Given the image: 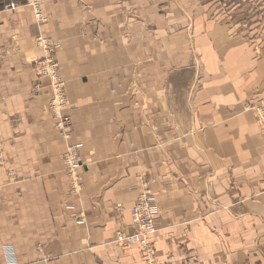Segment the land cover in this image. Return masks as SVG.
Listing matches in <instances>:
<instances>
[{
	"label": "crops",
	"instance_id": "obj_1",
	"mask_svg": "<svg viewBox=\"0 0 264 264\" xmlns=\"http://www.w3.org/2000/svg\"><path fill=\"white\" fill-rule=\"evenodd\" d=\"M46 11L38 26L26 0H0V256L11 260V245L19 264H146L115 241L135 233L147 183L164 211L151 237L159 264H264V132L246 109L264 100V48L204 0H54ZM39 34L62 47L78 194L48 82L34 91Z\"/></svg>",
	"mask_w": 264,
	"mask_h": 264
},
{
	"label": "rangeland",
	"instance_id": "obj_2",
	"mask_svg": "<svg viewBox=\"0 0 264 264\" xmlns=\"http://www.w3.org/2000/svg\"><path fill=\"white\" fill-rule=\"evenodd\" d=\"M204 1L207 3V6L213 7V12L216 15L218 14V15L226 18V20L236 24L239 31L243 32L245 35L250 37L252 39V41H254L256 43L255 45L260 50L264 48V0H204ZM28 7H30V6L28 5ZM31 10L33 11L32 8H31ZM34 19H35V17H34ZM35 21H36V19H35ZM36 23L38 26H40L38 20L36 21ZM39 37L43 38V41H41V43L39 42V39H40ZM35 41H36V46L38 48H40L41 51L44 52V54H43L42 58L33 61L32 65H31L32 71L35 73V75L37 77V83L34 86V91L36 93H38L39 91L42 90L41 84H38V83H44L45 81L48 82V85L51 89V100H50V103L48 105L47 111H48L49 115H51L53 117V119L55 121V128L61 133L62 138L64 139V141L66 143V149H65L64 153L61 154V159L63 161L64 169H65V172L67 174L68 183H69V187H70V193L76 194V192H78V191H79L78 193H80V191L83 188L80 169L82 168V164H83L84 159H83V156L81 155V150H82L80 147L81 145L80 144L73 145V143H71V136L73 135V132H74V124H73V121H72L70 114L65 113L70 109L71 104H70L69 99H68L65 80L62 76L61 66H60V63L58 61V56H57L58 52L61 50L62 47H61V44L59 42L52 41L51 39H47V38H45L44 35H41V34H39L37 36ZM46 42L52 48L53 52L51 53V57L53 58V61L58 66V73H59V77H60V86L62 87L61 91H60L62 101L59 103H53L54 90L52 88V83H51V80L49 78V75L44 74V73H42L41 75L39 74V72H42V68H43L44 64L46 63V56H45V46L47 44ZM36 85H39V89L36 88ZM259 107H264V100L263 99L258 100L252 104H249L246 109H247V111H252L256 115V119H257V109ZM257 122H258V120H257ZM258 125H259V122H258ZM153 128L155 131H157L156 127H153ZM72 149H74V151L76 152L77 158L79 160V164L76 167L74 177H73V172L71 170V167L68 165V163L66 161V157H67L69 151H72ZM2 162H3V156H2V154H0V164ZM8 176H9L8 185H16L17 183H19V181L21 179L19 172L16 169L8 170ZM76 177L79 179L78 181H79L80 186H81L80 189L78 187H75V185L73 183V180ZM145 190H151L152 191V193L154 194L155 202L157 203V205L160 206V203L157 200V193H155L153 191L152 187L149 186V184H147V183H145L143 185V188H142L140 195ZM140 195H139V197H140ZM137 201H136V203H137ZM136 203H135V205H136ZM133 208H132V210H133ZM132 210H131V216H132ZM160 211H161V216L158 219V228H159V224H160V219L162 218L163 213H164L161 206H160ZM80 218H82V217H80ZM119 232L127 234L123 231H118V233ZM118 233H117V235H118ZM127 235H129V234H127ZM116 240H117V238H116ZM151 243L155 246V244L152 241H151ZM10 246L9 245L3 246V249H2L3 254L5 255V254H8L9 251H12L13 254L16 256V250L15 249L12 250L11 247H13V246H11V247ZM118 246H120V245H118ZM128 247H130V246H128ZM123 248H125V247H123ZM138 248L141 250V248L139 246H138ZM0 258H1V262L3 264H11L9 262V260L7 261L6 258H2L1 256H0ZM143 258H144V256H143ZM16 264H19V263L16 262Z\"/></svg>",
	"mask_w": 264,
	"mask_h": 264
},
{
	"label": "built area",
	"instance_id": "obj_3",
	"mask_svg": "<svg viewBox=\"0 0 264 264\" xmlns=\"http://www.w3.org/2000/svg\"><path fill=\"white\" fill-rule=\"evenodd\" d=\"M49 1L52 0H26L27 6L29 5L32 7L33 14L39 22L45 23L47 21L45 3ZM8 7L14 10L17 6L10 5ZM39 38V42L41 43V41H43V38ZM52 52V48L47 43L45 46L46 63L44 64L43 68L41 67L42 72H39V74L41 75L42 73H44L49 75L52 83V88L54 90L53 103H59L62 101V97L60 95L62 87L60 86L58 66L51 57ZM36 88L39 89V85H36ZM257 120L259 121L260 126L264 131V107H259L257 109ZM66 161L71 167L74 177L76 167L79 164V160L74 149H72V151H69L66 157ZM78 180L79 179L77 177L74 178L73 183L75 187H78L80 189L81 186ZM78 192H76V194ZM160 216L161 211L157 203L155 202L154 194L152 193V191H143L132 210V226L135 228L136 233L134 235H127L119 232L117 235L116 243L121 247H128L134 244L139 245L142 249L146 264H157V261L155 259V246L151 243V237L158 232V219L160 218ZM7 255H9V258L11 259L9 260V262L11 264H16L13 252L9 251ZM0 264H3L1 262V258Z\"/></svg>",
	"mask_w": 264,
	"mask_h": 264
},
{
	"label": "bare ground",
	"instance_id": "obj_4",
	"mask_svg": "<svg viewBox=\"0 0 264 264\" xmlns=\"http://www.w3.org/2000/svg\"><path fill=\"white\" fill-rule=\"evenodd\" d=\"M52 1H54V0H52ZM52 1H49V2H52ZM48 3V2H47ZM47 3H45V11H46V4ZM31 7V6H30ZM32 8V7H31ZM46 14H47V11H46ZM39 22V21H38ZM48 22V14H47V21L45 22V23H47ZM39 24L41 25V24H44L43 22H39ZM259 122V121H258ZM259 126H260V123H259ZM260 128H261V126H260ZM262 129V128H261ZM263 131V130H262ZM264 132V131H263ZM158 207L160 208V206L158 205ZM133 229L135 230V228L133 227ZM135 233H136V230H135ZM134 233V234H135ZM133 234V235H134ZM134 245H137V244H134ZM132 246V245H131ZM137 246H139V245H137ZM140 247V246H139ZM142 250V249H141ZM155 259H156V249H155ZM174 258L172 257V259H170L168 262H166V263H163V264H175V262H174V260H173ZM145 261V260H144ZM156 261H157V259H156ZM9 263V262H8ZM145 263H146V261H145ZM157 264H159L158 263V261H157Z\"/></svg>",
	"mask_w": 264,
	"mask_h": 264
}]
</instances>
